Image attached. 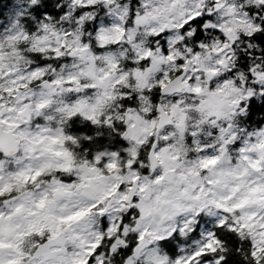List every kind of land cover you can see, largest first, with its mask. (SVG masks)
I'll use <instances>...</instances> for the list:
<instances>
[{"label":"clouds","instance_id":"clouds-1","mask_svg":"<svg viewBox=\"0 0 264 264\" xmlns=\"http://www.w3.org/2000/svg\"><path fill=\"white\" fill-rule=\"evenodd\" d=\"M0 264H264V0H0Z\"/></svg>","mask_w":264,"mask_h":264}]
</instances>
